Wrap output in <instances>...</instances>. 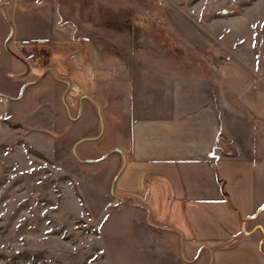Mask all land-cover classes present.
Segmentation results:
<instances>
[{
    "label": "crops",
    "instance_id": "0c3cea01",
    "mask_svg": "<svg viewBox=\"0 0 264 264\" xmlns=\"http://www.w3.org/2000/svg\"><path fill=\"white\" fill-rule=\"evenodd\" d=\"M115 3L0 0V98L19 100L13 121L32 115L44 95L54 131L64 132L68 99L81 106L72 131L78 152L90 146L96 154L80 157L123 158L117 172L111 157L114 194L140 200L152 226L136 224L126 199L118 200L123 208L106 234L142 248L119 258L113 247L114 264H157L151 242L135 231L154 227L180 239V264H264V87L231 60L207 62L196 78H162L153 89L141 83L96 23ZM24 40L45 41L32 72L17 51ZM34 134L27 142L38 147ZM42 140L49 148L56 141Z\"/></svg>",
    "mask_w": 264,
    "mask_h": 264
},
{
    "label": "rangeland",
    "instance_id": "374dc122",
    "mask_svg": "<svg viewBox=\"0 0 264 264\" xmlns=\"http://www.w3.org/2000/svg\"><path fill=\"white\" fill-rule=\"evenodd\" d=\"M113 10L96 23L152 89L162 78H196L207 62L230 60L243 63L264 87V0H116ZM43 97L32 115L16 121L19 100L0 98V264H114L113 247L119 258L141 250L106 234L108 219L123 208L118 200L125 197L113 191L123 158L80 157L96 155L90 146L78 152L81 142L72 137L81 106L64 101L70 124L56 133L54 107ZM33 134L40 138L38 147L27 142ZM48 136L56 139L51 148L42 140ZM111 157L118 161L115 177ZM125 199L136 224L152 226L142 202ZM135 231L136 239L151 242L157 264H180L177 236L156 227Z\"/></svg>",
    "mask_w": 264,
    "mask_h": 264
},
{
    "label": "built area",
    "instance_id": "2783aa9c",
    "mask_svg": "<svg viewBox=\"0 0 264 264\" xmlns=\"http://www.w3.org/2000/svg\"><path fill=\"white\" fill-rule=\"evenodd\" d=\"M45 41L33 42L31 40H24L17 42V51L23 56L24 63L28 66V71L32 72L35 70L33 64L39 61V58L35 52L37 46L44 45Z\"/></svg>",
    "mask_w": 264,
    "mask_h": 264
},
{
    "label": "water",
    "instance_id": "95a60500",
    "mask_svg": "<svg viewBox=\"0 0 264 264\" xmlns=\"http://www.w3.org/2000/svg\"><path fill=\"white\" fill-rule=\"evenodd\" d=\"M227 14V12L226 11H224V15H226Z\"/></svg>",
    "mask_w": 264,
    "mask_h": 264
}]
</instances>
